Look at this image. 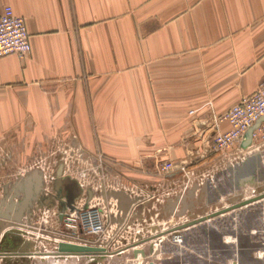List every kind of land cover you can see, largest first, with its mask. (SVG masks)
Returning <instances> with one entry per match:
<instances>
[{
    "label": "crops",
    "instance_id": "0c3cea01",
    "mask_svg": "<svg viewBox=\"0 0 264 264\" xmlns=\"http://www.w3.org/2000/svg\"><path fill=\"white\" fill-rule=\"evenodd\" d=\"M4 4L23 17L30 51L0 56V145L11 138L19 151L20 142L53 138L66 151L134 166L144 177L129 182L178 184L177 169L155 171L164 160L210 174L212 138L228 128L217 118L264 72V0H0V12ZM217 163L226 185L228 161ZM205 183L185 198L191 216L235 195ZM41 195L53 204L34 201L22 217L66 205L52 184ZM8 238L0 247L17 248L18 237Z\"/></svg>",
    "mask_w": 264,
    "mask_h": 264
},
{
    "label": "built area",
    "instance_id": "2783aa9c",
    "mask_svg": "<svg viewBox=\"0 0 264 264\" xmlns=\"http://www.w3.org/2000/svg\"><path fill=\"white\" fill-rule=\"evenodd\" d=\"M29 51L30 44L22 17L14 13L9 4H4L0 12V56L15 54L24 57ZM262 115H264V72L254 91L240 96L217 118L218 121L225 120L228 124L227 129L216 131L212 138L213 150L222 152L220 164H224L225 161L237 163L254 151L264 154V119L252 131L250 144L245 148L240 147L246 129ZM174 168L179 169L182 176L178 184L170 185L159 180L153 184L131 182L129 188L134 192L125 190L128 188L126 185L115 188L120 189L130 200L128 205L122 204L115 197H106L108 190L104 189L102 197H98L95 203L89 202V199H94V195L91 197L84 195L80 203L74 200L73 209L63 217V220L58 218L63 215V210L58 211L47 206L37 208L36 212L34 211L35 216H38L35 222L21 221L19 225H14L18 229L16 235L24 241H29L31 246L23 251L15 249L10 252L0 248V264H5L8 259L39 258L35 255L41 256L48 250H57V244L61 241L98 249L94 253L85 255L58 256L63 258L77 256H87L88 259L108 258L130 253L126 260L139 263L145 258L162 257L166 244L172 247L169 250L172 254L180 253L184 231L189 227L178 229L176 227L188 220L189 216L178 214V208L162 215L160 205L169 197L185 193L194 182L193 179H196L197 184H201L205 178L211 179L212 175L203 173L196 177L194 172L188 170L186 163L175 164L172 161L160 162L157 165V173L164 175ZM49 187L51 184L43 183L44 191L47 192ZM252 192V189L248 193L243 190L242 195L247 197ZM52 217L62 224L64 222L63 228L58 229L57 224L53 225L54 228H49L47 218ZM6 231H0V243ZM44 238L49 240L45 241Z\"/></svg>",
    "mask_w": 264,
    "mask_h": 264
},
{
    "label": "rangeland",
    "instance_id": "374dc122",
    "mask_svg": "<svg viewBox=\"0 0 264 264\" xmlns=\"http://www.w3.org/2000/svg\"><path fill=\"white\" fill-rule=\"evenodd\" d=\"M0 146L2 147L0 148V199L4 196L7 189L8 191L12 190L11 185L15 181L34 169H39L41 171L43 183L51 184V180L56 177L55 173L57 170L61 171V173L59 174L60 177L66 176L76 181L77 185L80 188V192L71 200V203H69L70 201L65 202L66 205H64L63 208L64 213L63 215L58 216V218H60L61 220H63V217L73 209L72 204L74 200V202L76 203H80L81 201H83L81 189H83L84 191L89 189L91 192V194L89 193L90 197L94 195V199H89V202L95 203L96 201H98V197H102V191H104V189L108 190L106 191V193L111 191V189L121 191L120 189L115 188H120L121 185H126L128 186V188L125 190H127L128 192H134L133 189L129 188V186L131 185V182L129 181L135 179L136 181H140L141 177H144L143 175L135 173L136 169H132V167H134L132 165L124 167L125 169L121 168L124 165L116 168L114 166V164H117L116 161H114L115 159L104 158L100 154L95 155L94 157H89L83 154L66 151L64 150V143L54 141L53 138L52 141H43L40 144H28L26 142L23 144L22 142H20V144L18 145L19 151H17V142L15 140H12L11 138L6 142L1 143ZM66 148H69V146H66ZM213 153H216V156H219L217 159L210 163L207 170L210 171V175H214L212 177V183H215L216 187H225V184L222 183V179H219L220 175H218L219 169L223 168V166H219L217 163L218 159L222 155V152L213 151ZM20 154L24 155L20 156ZM159 163L160 161L156 163V172L157 165ZM187 167L188 170L195 172L188 164ZM177 170L179 171V169ZM204 172L206 171H203L202 173ZM260 186L261 187L258 188L260 190H264V187L262 185ZM43 190L44 188L41 190V192ZM226 191L227 189L225 188L223 193ZM221 197L222 201H220V196L216 198V200L219 199V202L216 203V205L214 206L215 208H220L223 205L228 204L227 198L225 199V195H222ZM50 199L51 203L53 204L52 198ZM209 209H211L210 211L214 210L213 206ZM36 210V208L31 209L30 215L28 216V214H26L25 216L21 217V221L28 223H30V221L31 223L35 222V220L38 218V216H35ZM47 220L49 228L53 227V225L56 226V224L58 225V229L63 228L64 222L62 224V222H59L58 220L56 221L54 217H52L51 219L47 218ZM211 223L212 225L216 226L217 229L220 230V232H222L223 239L228 245H231L233 241V235H231V233L228 231V229L232 227L231 224H240V226L242 224L243 231L245 235L248 236V239L259 240L261 243H263L262 247L264 248V199L258 200L257 202H254L253 204H250L246 207H242L240 209L233 210L232 212L214 217ZM246 228L248 231L246 230ZM198 229L199 228L197 225H193L189 226V228L184 231L185 237L183 238V244L180 249V253L173 252L172 254V252L169 251L172 247L166 244V247L163 251L164 253L162 252V257L157 258L153 256L145 258L139 263H133L126 260V258L130 256V253H127L126 255L124 253L121 255H116L114 257L89 259L79 256L63 258L58 257L61 255H50L41 258H20L18 260L8 259L6 260L5 264H175L176 262L178 264H191L192 262H194L195 251L193 252V249L186 252V250L192 248V241L194 240L193 235H195L196 232L199 231ZM9 236L10 238H8V241H13V235ZM226 239L230 241H227ZM190 245L191 247L189 248ZM47 247H49V244L47 245ZM233 252L235 253V249L233 250ZM258 252L259 256L261 252L262 258H260L259 260L263 261L264 264V250L259 249ZM249 262L250 261L247 262L245 260H242V264H251Z\"/></svg>",
    "mask_w": 264,
    "mask_h": 264
},
{
    "label": "water",
    "instance_id": "95a60500",
    "mask_svg": "<svg viewBox=\"0 0 264 264\" xmlns=\"http://www.w3.org/2000/svg\"><path fill=\"white\" fill-rule=\"evenodd\" d=\"M264 119V115L256 119L244 132L243 137L240 141V147L245 148L251 142L252 131L259 125L260 121ZM224 172H227V183L225 187H217L215 189L217 193H223L226 187L232 189L235 195L229 197L228 204L220 208L208 211L206 213L199 212L198 216H191L187 209H193L194 207L191 204H185V198L192 197L195 190L202 187V190L205 189V185L208 183L200 184L193 183L191 187L187 188L185 193L174 195L166 199L167 205L170 209H174L180 203V210L178 214H187L189 219L180 223L176 227L186 228L193 226L201 221L208 220L210 218L217 217L219 215L232 212L233 210L246 207L258 200L264 199V190H260L258 187L262 185L264 187V154L260 151H254L247 154L241 161L237 163H228ZM61 171L57 170L55 173V178L52 180V187L55 192L60 196H65L67 201H71L75 195L80 191L79 186L76 181L68 177H60ZM248 184L250 187L254 188L253 192L250 193L247 197L242 195V185ZM43 186L42 173L39 169H34L26 173L23 177L19 178L11 185L10 191L6 190L4 196L0 199V228L3 225V220L8 219L11 223L14 221H19L20 216L25 212L29 211L33 201L43 202L47 205H50L51 199L49 196H42L41 189ZM208 186V185H207ZM89 192V189H87ZM107 196H112L124 203L123 201L130 202L125 198V195L122 191L111 190L106 193ZM40 197V201H39ZM125 201V202H126ZM196 202H199V199H196ZM172 209V210H173ZM172 212V211H171ZM9 224V223H8ZM18 229L11 227L6 232L3 233L2 239L6 238L9 234H17ZM1 239V240H2ZM31 246L29 241H24L19 244L17 251H23ZM58 250L70 253H94L97 251V248L90 246H81L72 243L59 242ZM79 255V254H77Z\"/></svg>",
    "mask_w": 264,
    "mask_h": 264
},
{
    "label": "flooded vegetation",
    "instance_id": "af4514ba",
    "mask_svg": "<svg viewBox=\"0 0 264 264\" xmlns=\"http://www.w3.org/2000/svg\"><path fill=\"white\" fill-rule=\"evenodd\" d=\"M211 219L213 220L214 218L195 224L198 226L199 231L193 235L192 248H190V245V249L186 250V252L193 249V252L195 251L194 262L191 264H242V260L250 261L249 263L251 264H263V261L259 260L262 257L258 256L259 249L264 250L262 247L263 243L259 240L248 239V236L243 231L242 224L241 226L240 224H231L232 227L228 231L233 235V241L231 245H228L223 239L222 232L212 225ZM234 249L235 253L233 252ZM175 264L178 263L176 262Z\"/></svg>",
    "mask_w": 264,
    "mask_h": 264
},
{
    "label": "bare ground",
    "instance_id": "6f19581e",
    "mask_svg": "<svg viewBox=\"0 0 264 264\" xmlns=\"http://www.w3.org/2000/svg\"><path fill=\"white\" fill-rule=\"evenodd\" d=\"M21 217H22V215L20 216V219H19V221H14V222H10V221H8V219H5V220H3V225L1 226V228H0V231H4V230H8V229H10L11 227H15L14 225L16 224V225H19V223H21ZM9 223V224H8ZM19 239V244L20 243H22V242H24V240H22V239H20V237L18 236V235H16ZM66 238V237H65ZM5 239V238H4ZM4 239H2L1 240V243H0V245H2V243H3V240ZM59 239V238H58ZM44 240L45 241H47V240H49L48 238H44ZM227 240V239H226ZM227 241H230V240H227ZM61 242H65V241H61ZM65 243H69V242H65ZM73 244V243H72ZM19 246V245H18ZM81 246H85V245H81ZM1 248V247H0ZM15 248V246H13V247H10V246H5L4 248H2V250L3 251H7V252H10V251H13V250H15L14 249ZM97 251H98V249H97ZM38 252H40V251H38ZM141 252V251H140ZM68 254H72V253H70V252H65V253H63V251H59L58 250V244H57V250H48V251H46V253L45 254H43V255H35V256H39V258H41V257H47V256H50V255H68ZM73 254H83V255H85V253H73ZM258 256H259V254H258ZM260 257H262V254H261V252H260ZM86 258H87V256H86Z\"/></svg>",
    "mask_w": 264,
    "mask_h": 264
}]
</instances>
